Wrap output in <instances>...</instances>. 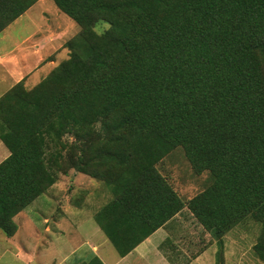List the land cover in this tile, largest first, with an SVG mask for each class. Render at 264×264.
<instances>
[{
    "label": "trees",
    "instance_id": "1",
    "mask_svg": "<svg viewBox=\"0 0 264 264\" xmlns=\"http://www.w3.org/2000/svg\"><path fill=\"white\" fill-rule=\"evenodd\" d=\"M36 1L0 0V31ZM53 1L79 30L68 58L0 96V230L73 168L111 189L93 216L121 256L186 206L215 264L223 235L258 221L264 263V0ZM176 148L211 176L187 199L157 168Z\"/></svg>",
    "mask_w": 264,
    "mask_h": 264
},
{
    "label": "rangeland",
    "instance_id": "2",
    "mask_svg": "<svg viewBox=\"0 0 264 264\" xmlns=\"http://www.w3.org/2000/svg\"><path fill=\"white\" fill-rule=\"evenodd\" d=\"M107 27V22L99 21L95 24L94 29L100 33ZM78 30L79 26L62 13L52 0H38L0 32V51L14 52L19 59L20 55L25 52L26 63L28 67H32L36 61V55L31 52L36 49V45L56 32L61 33L42 46L40 52L42 54L55 53L54 60L52 62L49 60L44 61L36 70L31 72L25 81L26 86L30 88L38 83L51 69L68 58L67 50L61 49V46L66 39L74 36ZM9 87L10 81L0 79V96ZM68 138L72 140V137ZM0 144L3 150L6 149L1 141ZM157 168L162 173H167L169 170L174 171L177 179L171 181L176 183L178 191L185 199L198 193L211 180L209 172L203 171L201 174H196L193 171L180 148L174 149L163 158L157 164ZM55 183L60 184L59 190L55 189L54 191L51 188ZM71 185H74L77 189L72 195V203L74 201L76 203L82 201L83 203L89 196L88 200H93L92 205H94L96 196L87 194L83 197L81 191L92 186H99V189L102 187L107 188L108 197H112L111 189L100 180L85 177L84 174L73 168L69 169L67 174L58 173L57 180L47 189L48 191L46 190L35 198L13 217L17 229L12 236H6L0 230V264H25V260H29L30 264H58L61 262L60 259L69 256L73 249L78 248L80 254L85 248V240L89 235H94L93 230H97L96 238L102 236V231L99 230L91 215L84 218L81 227L65 228L64 226L60 228L63 229L62 233H60L61 230H57L53 226L51 217H54L58 210L60 211V206L69 202L70 193L68 189ZM55 192L56 196L53 195ZM99 199H102V195ZM56 207L57 209L54 211ZM88 211L90 213L94 211V208ZM88 211L85 213H88ZM186 212L189 213L187 209ZM44 217H48L49 220L44 221ZM51 227L56 230L54 236ZM260 230L261 224L258 221L246 217L225 233L222 237L225 264H264L253 250V245L258 239ZM52 240L54 241L51 243ZM211 242L214 244L206 250L203 264H212L215 257L213 250H218L220 246L211 235L204 237L203 241L198 243V245L205 247ZM105 246L113 254L115 253L109 242ZM54 257L57 258L53 260ZM198 262L192 264H200Z\"/></svg>",
    "mask_w": 264,
    "mask_h": 264
},
{
    "label": "crops",
    "instance_id": "3",
    "mask_svg": "<svg viewBox=\"0 0 264 264\" xmlns=\"http://www.w3.org/2000/svg\"><path fill=\"white\" fill-rule=\"evenodd\" d=\"M59 34L61 33L56 32L55 34L51 35L49 38H45L41 40L36 45V49H33L31 52L33 55H36V61L32 67H28L26 63L25 52L20 55V59H19L18 57H16L14 52L0 51V79L4 81H10L9 88H11L14 84H16L18 81L22 79L25 82L26 78L31 74V72L36 70L44 61L49 60L50 62H52L54 60L55 53L42 54L40 50L42 49V46L45 44V42L49 41L52 38H56ZM68 39H66L64 42L66 43ZM64 44L61 46V49H66L64 47ZM1 150L3 149L0 144V151ZM8 154H9V150L7 148L4 149L0 153V157H1L0 161H2ZM84 176L89 177L85 174ZM59 185H60L59 183H55V185L51 186V188L54 191L55 189L59 190L60 189ZM76 190L77 189L75 188L74 185L69 186L68 189V192L70 193L69 202H67L63 206H60V211L58 210L55 216L51 217L52 224L55 227V229L61 230L60 228H63L64 226L65 228L78 227V226L81 227L82 225L81 222L84 220L86 216L91 215L94 220V216H93L94 213L102 205H104L106 202L110 200L106 191L107 188L104 189L102 187L101 189H99V186H92L91 188H84L81 191L83 193V197L87 194L96 196L95 198L96 201L94 205H92V203H94L93 200L90 199L88 200L89 196L86 198V200L83 203L82 201H80L79 203H76L74 201V203H72V195L76 192ZM53 195L56 196V192ZM101 195H102V199H99ZM97 203H99L100 205L98 206ZM91 208H94V211L89 213L88 210H90ZM56 209L57 207L54 209V211ZM186 209L187 208L185 206L182 210L177 212L172 218L165 221L160 227L154 230L149 236L143 239L131 251H129L123 256L118 254V252L116 251L110 240L107 238V236L104 234V232L100 229V227L94 220L99 230L102 231L101 234L102 236H98V238H96L97 230L92 229L94 235H89L87 240H85L84 242L85 248L83 249V251L79 254L78 248H76V250L73 249L71 251V254L66 257L64 256L62 259H60L61 262L58 264L61 263L79 264L80 262L90 260L93 256H96L102 262V264H192L198 261H199L198 263L203 264L204 254L206 250H208L209 246L213 245L214 243L211 242L205 247L203 245L201 246L198 245V243L203 241L204 237L210 236V233L204 230L202 226L194 220L192 214L190 212L189 213L186 212ZM87 211L88 213H85ZM75 217H77V219L74 220ZM48 220H49L48 217H44V221H48ZM55 229H52L53 236L56 235ZM62 232L63 229L60 231V233ZM53 241L54 240H52L51 243ZM108 242L114 248L115 250L114 254L110 251L108 247L105 246L107 245ZM215 252L216 250H213L214 255ZM56 258L57 257H54L53 260ZM30 263L31 262H29V260H25V264H30ZM212 264H215V257Z\"/></svg>",
    "mask_w": 264,
    "mask_h": 264
}]
</instances>
